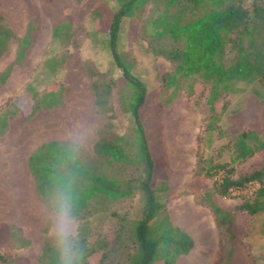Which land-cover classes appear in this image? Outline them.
<instances>
[{
	"label": "trees",
	"instance_id": "trees-1",
	"mask_svg": "<svg viewBox=\"0 0 264 264\" xmlns=\"http://www.w3.org/2000/svg\"><path fill=\"white\" fill-rule=\"evenodd\" d=\"M38 2L42 12L50 16L51 24L52 45L42 67L53 73L64 61L62 56L55 54L54 48L68 42L71 11L66 0ZM115 2L116 8L108 11L105 18L101 7L93 13L99 19L111 64L119 71V76L97 80L91 73L93 100L97 110L108 113L110 91L117 87L120 109L131 121L130 131L112 139L99 137L91 148L96 159L94 162L83 159L71 141L49 140L29 153L26 166L35 192L49 209L53 207L57 188L71 177L73 203L80 224V246L85 253L82 264L95 251L88 240L94 222L91 215L105 213L109 204L134 197L137 215L129 228L132 250H127L120 260L110 259L109 250H104L98 264H174L178 256L188 254L193 241L189 234L172 224L165 210L164 150L161 143L151 146L149 136L150 132L151 139L154 135L159 137V123H150L152 129H148L143 119L147 116V119L158 120L162 108L175 98L180 89L184 88L188 94L191 92L194 80L207 86L205 103L208 110H212L213 103L223 94H237L243 91L244 86L251 85L243 104L230 110L223 117L224 123H219L221 128L217 129L230 146L227 160L216 165L221 171L208 168L202 175H214L216 180L213 184L223 196L245 182L258 183L252 201H243L234 210L245 211L249 215L264 212V155L258 169L241 178H230L233 165L264 150V3L253 2L248 9L241 0ZM148 3L151 7L141 17ZM123 18L128 20V35L136 37L141 31L151 53L162 56L171 65L170 70L160 76L159 86L153 90L147 89L144 82L132 73L130 62L118 51V32ZM34 29L32 14L29 13L22 34L16 37L0 15V56L9 42L14 43L13 58L0 71V83L12 66L24 59ZM227 44L232 51L229 58L225 56ZM27 87L29 95H21L13 102L12 114L19 115V121L29 119L39 110L55 109L63 102L64 87L60 82H51L39 95L31 85ZM6 114H0V134L8 127L18 128L21 124L7 123ZM215 124L210 120L204 127L208 142ZM203 193L206 196L208 191L203 189ZM207 206L218 228L230 225L229 212L211 200L207 201ZM260 232L264 235V219L260 223ZM117 234L120 240L121 228ZM27 242L18 228L1 223L0 264H26L22 257L16 255L6 259L2 250L24 246ZM226 246L227 243L223 242L220 248ZM96 248H105V245L102 241L97 242ZM232 249V246L226 249L224 260L218 264H229ZM37 262L59 264L53 238L44 239Z\"/></svg>",
	"mask_w": 264,
	"mask_h": 264
},
{
	"label": "rangeland",
	"instance_id": "rangeland-1",
	"mask_svg": "<svg viewBox=\"0 0 264 264\" xmlns=\"http://www.w3.org/2000/svg\"><path fill=\"white\" fill-rule=\"evenodd\" d=\"M253 2L264 3V0H241L242 5L248 9ZM66 3L72 17L70 36L65 45L54 48L55 54L62 56L64 61L55 72L49 73L43 69L42 62L52 45L50 16L42 12L38 0H0V15L16 37L22 34L29 13L32 14L35 26L31 33V45L25 51L24 59L12 66L10 80L0 87V105L7 96L14 97L22 92L28 96L30 91L27 85H31L37 92H41L51 82H60L64 87L62 104L55 109L35 113L30 123H25L20 130L10 132L6 139L10 145L0 153V224L4 222L18 228L28 241L24 246L5 248L2 254L6 259L13 255L22 257L26 264H38L44 239L52 238L49 234L51 221L48 218L52 209L35 192L33 180L25 168L24 155L18 156L16 151L26 148V141L30 143L29 148L33 147L35 141L32 138L29 141L30 137L37 136L38 140L54 138L71 141L83 159L94 162L96 159L91 148L99 137L112 139L131 129L128 115L120 109L117 87H112L110 91L108 113L97 110L93 100L91 73L95 74L97 80L104 77L116 79L119 76V71L111 64L99 19L93 13L101 7V14L105 18L108 11L116 8L115 0H66ZM150 7V3L144 6L141 17L146 15ZM127 30L128 20L123 18L118 32V51L130 62L132 73L144 82L147 89L153 90L159 86L160 76L169 71L171 65L162 56L151 53L141 31L138 36L132 37L127 34ZM225 50H228L225 56L231 57L229 44L225 46ZM13 52L14 43L11 41L0 56V70L12 60ZM250 87L251 85L244 86L243 91L237 94H223L213 103L212 110H208L205 103L207 86L194 80L191 92L188 94L184 88L180 89L175 98L162 108L158 120L147 119V116L143 119L148 129H152L150 123H159L158 138L154 135L151 139L149 132L150 145L161 143L164 150V179L167 185L165 210L169 212V219L175 226L186 223L197 229V222L204 220L197 205L209 209L207 201L213 202L212 198L222 204L233 198L239 203L252 201L258 183L245 182L240 187H246L249 183L245 191L237 192L238 188L223 196L213 184L216 177L202 175L208 168L221 171L216 165L227 160L230 146L227 139L218 133L219 123H224L223 117L230 110L243 104ZM210 120H214L216 126L208 142L204 136V127ZM77 135L86 136L83 146L75 142ZM12 148L15 149L13 156L10 153ZM263 155L264 150H260L245 161L233 165L230 178H241L258 169ZM203 189L208 191L206 196ZM183 203H187V211L180 208ZM239 212L241 214L236 219L235 235L230 232V225L219 228L220 245L225 242L228 246L225 250L220 248L215 259L199 256L195 249L178 256L174 264H204L209 259L212 260L209 264L221 263L226 249L234 243V236L238 238V245L233 264H264V235L260 232L264 212L259 211L253 215L245 211ZM210 213L212 214L211 210ZM136 215L135 197L111 203L105 213L91 215L90 219L94 222L88 240L92 242L95 251L86 257L85 264H98L104 250H109L107 254L113 260H120L127 250L131 251L129 228ZM232 218L233 213L229 212V219ZM248 225L252 229L248 232V253L245 256L243 239L247 236ZM120 228L122 237L118 240L117 231ZM101 241L105 248H96L97 242Z\"/></svg>",
	"mask_w": 264,
	"mask_h": 264
},
{
	"label": "crops",
	"instance_id": "crops-1",
	"mask_svg": "<svg viewBox=\"0 0 264 264\" xmlns=\"http://www.w3.org/2000/svg\"><path fill=\"white\" fill-rule=\"evenodd\" d=\"M12 68L9 71V73L7 74V76L4 78L3 82L0 83V87L5 86L7 84V82L10 80ZM3 69L4 68H2L0 71H2ZM41 92H37L38 95ZM21 95H24L23 92L19 93L18 95H15L14 97L7 96L2 101V103L0 105V114L9 113V114H6L8 116L7 117L8 118L7 123H9V124L10 123H12V124L13 123H21L20 126H18V128L8 127L6 130H4V132L2 134H0V140H1V142H0V153H3V151L5 149H8V146L10 145L9 142H6L7 135L10 132L20 130L21 126H23L25 123H30V121L32 120V116L34 115L33 114L29 119H27L25 121H19V117L20 116L17 115V114L16 115L12 114V110H14V108H15V105H14L13 102L14 101L16 102L17 99ZM24 106H25V104H24ZM40 111H44V110H39L36 113H38ZM31 138L33 139V141H35V145L33 147L29 148L30 143H27L28 141H26L25 142L26 148L19 149V150L16 151L18 156L24 155L25 168H26V171H27L28 174H29V172H28V169H27V166H26V160H27V157H28L29 153L37 145H39L42 142H46V141H49V140H58V139H54V138H47V139H43V140H38V137L34 136V137H30L29 141H32ZM3 140H5L4 143H3ZM10 153L13 156V154L15 153V149L12 148ZM11 167H12V165H11ZM212 200L216 204V206H218L220 209H222L224 211H227V212L233 213V218L231 219V222H230V232L235 235V224L237 222L236 219H237L238 214H241V213L239 211L234 210V207L236 205H238L239 202H237V200L235 198L228 199L227 201H230V202L227 203V201H226V203H223V204L215 201V199H213V198H212ZM197 206H198L197 208H199L200 212L204 215V220L200 219L197 222V229L192 228V226H189L186 223H181V224L178 223L177 226L180 227L187 234H189L191 236V238H192L193 245H192V247H191L189 252H191V251L196 249L197 250V254L199 256L213 257V258H210V259L213 260V259H215L218 256L219 251H220V240H221L220 231H219V228L216 226V224L214 222V218H213L212 214L210 213V210L207 209V207H205V206H201L200 204H198ZM180 208L182 210L187 211V203H183V205H181ZM168 214H169V212H168ZM251 229H252V226L248 225L247 229H246L247 236L244 237V239H243V243L245 245L244 246V248H245L244 255L245 256H247V253H248L246 244L249 242L248 232ZM233 239H234V243L232 244V248L233 249H232V253H231V256H230L229 264H233V259H234L235 255L237 254V245H238V241L237 240H238V238L236 236H234ZM210 259L205 261L204 264L211 263L212 260H210Z\"/></svg>",
	"mask_w": 264,
	"mask_h": 264
},
{
	"label": "clouds",
	"instance_id": "clouds-1",
	"mask_svg": "<svg viewBox=\"0 0 264 264\" xmlns=\"http://www.w3.org/2000/svg\"><path fill=\"white\" fill-rule=\"evenodd\" d=\"M86 136L77 135L75 142L83 146ZM75 159V157H72ZM50 236L58 253L59 264H82L84 251L80 246V224L73 203V182L71 177L57 188L53 198Z\"/></svg>",
	"mask_w": 264,
	"mask_h": 264
},
{
	"label": "built area",
	"instance_id": "built-area-1",
	"mask_svg": "<svg viewBox=\"0 0 264 264\" xmlns=\"http://www.w3.org/2000/svg\"><path fill=\"white\" fill-rule=\"evenodd\" d=\"M246 187H242V188H239L237 190V192H240V191H245L247 189V187L249 186V183L245 185Z\"/></svg>",
	"mask_w": 264,
	"mask_h": 264
}]
</instances>
